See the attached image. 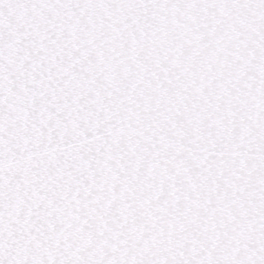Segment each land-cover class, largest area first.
<instances>
[{
	"label": "snow or ice",
	"instance_id": "1",
	"mask_svg": "<svg viewBox=\"0 0 264 264\" xmlns=\"http://www.w3.org/2000/svg\"><path fill=\"white\" fill-rule=\"evenodd\" d=\"M0 264H264V0H0Z\"/></svg>",
	"mask_w": 264,
	"mask_h": 264
}]
</instances>
